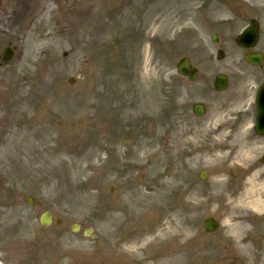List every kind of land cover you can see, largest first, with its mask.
I'll return each instance as SVG.
<instances>
[{"label": "rangeland", "instance_id": "1", "mask_svg": "<svg viewBox=\"0 0 264 264\" xmlns=\"http://www.w3.org/2000/svg\"><path fill=\"white\" fill-rule=\"evenodd\" d=\"M33 1L44 9L34 13ZM51 1L0 0V264H150L181 241L158 244L156 224L184 221L186 205L198 203L187 246L216 240L217 254L193 264H264V205L244 198L264 140L248 127L255 86L238 81L253 73L236 44L255 18L264 49V1ZM13 12L27 22L14 23ZM9 46L16 50L5 63ZM183 56L199 69L193 81L177 72ZM220 72L233 77L223 93L213 86ZM239 88L247 100L224 113L220 104ZM195 102L208 106L203 117L192 112ZM240 104L242 121L231 120ZM44 210L64 225H42ZM131 212H142L139 223ZM210 216L220 223L214 232L204 227ZM235 221L239 234L226 236ZM134 228L151 231L141 234L142 261L128 257Z\"/></svg>", "mask_w": 264, "mask_h": 264}, {"label": "bare ground", "instance_id": "2", "mask_svg": "<svg viewBox=\"0 0 264 264\" xmlns=\"http://www.w3.org/2000/svg\"><path fill=\"white\" fill-rule=\"evenodd\" d=\"M184 143L185 142H179V144H184ZM247 144L250 143L247 142L246 146ZM248 153L249 150H245L244 152H241L240 155H247ZM223 158L224 157L222 155H218L219 161L224 160ZM161 163H162L161 160H159L156 161L155 165L160 167ZM222 172L223 170L219 169L217 175H219ZM162 174H163L162 172H159L156 176V179L158 180V177H161ZM256 180H261L262 181L261 184L259 185L254 184ZM249 181H250V189L247 190L244 194L245 195L244 198H246L247 203L250 205H255V204L264 205V167L259 169V174L256 175L255 172V174L251 176ZM160 183L163 184L164 181L161 180ZM220 184H224V182L220 181ZM240 199L241 197L239 198V200ZM240 201L243 202L244 200L241 199ZM201 205H202L201 203L191 204L190 206L189 204L186 205L187 208L189 207L190 209L191 207L192 210L190 209L191 211L190 215L186 217L184 221H180L177 220L176 218L166 216L167 218L166 220H163L162 222L156 224L158 229L154 234L157 235L156 237L158 239L157 241L158 244H165L170 239H177V238L181 241L177 249L156 256L154 259L151 260L150 264H193L194 259L198 256L201 257L202 261L206 260L207 258L210 259L213 258L214 260H216L217 251L216 248L215 250L213 248L216 240L204 239L200 241L199 244L196 245V247L194 246L191 248L189 246L186 247V244L189 242V240L196 237L195 229L197 227V223L199 219L197 214V209ZM158 208L162 209L166 215V210H165L166 208H164V206L159 204ZM141 214L142 212L134 213V214L133 212H131L130 215V218L132 220L131 222L139 223V221L141 220ZM229 221L231 220L229 219ZM241 224H242L241 221H235L233 223H229L228 225L229 231L225 235L228 237H231L230 234L238 235ZM149 230L150 228L145 229L143 231L136 230V228L131 230V232H133V237L131 243L129 244L130 248L128 251L131 252L130 256L133 257L136 261L141 260V258L139 257L140 254L138 250L143 248L146 243L141 234L150 235L151 231ZM127 241L126 243H128Z\"/></svg>", "mask_w": 264, "mask_h": 264}, {"label": "water", "instance_id": "3", "mask_svg": "<svg viewBox=\"0 0 264 264\" xmlns=\"http://www.w3.org/2000/svg\"><path fill=\"white\" fill-rule=\"evenodd\" d=\"M257 40V24L255 21L252 22V25L245 30V32L240 35L238 37V42L242 45H254L255 42ZM9 49H7V54H6V57H5V60H8V58L10 57L9 55V52H8ZM223 56V53L220 51L219 52V57H222ZM247 60H249L250 62H259L261 60V56L260 55H257V56H247ZM178 70L179 72L183 73V74H190L191 78H193L196 74V70L194 69L193 71H191L190 69V61L189 59L185 58L183 59L181 62H179L178 64ZM72 80V78H71ZM215 86L217 89H222L226 86V78L225 76L223 75H218L217 76V79H216V82H215ZM264 88V86H263ZM263 94H264V91H263ZM258 110H259V113H260V117L264 120V104H260L258 102ZM203 111L202 109V106L201 105H196L195 106V112L197 114H201ZM260 121H262L260 119ZM258 131H260V129H262V125L258 124ZM202 177H204V175H202ZM51 216L47 213V214H44L41 221L43 223H48L50 222ZM206 225H207V228L209 230H212L216 227V224L211 220V219H208L206 221Z\"/></svg>", "mask_w": 264, "mask_h": 264}, {"label": "flooded vegetation", "instance_id": "4", "mask_svg": "<svg viewBox=\"0 0 264 264\" xmlns=\"http://www.w3.org/2000/svg\"><path fill=\"white\" fill-rule=\"evenodd\" d=\"M258 50H262L263 54H264V49L261 48H254V51H258ZM248 51V50H247ZM253 71V75H250V78L247 79L245 77L239 78L238 81L241 83H247V84H258V82H261L262 80H264V63L262 64V66H251ZM252 92V91H251ZM251 95V94H250ZM243 97L244 100L243 102H245V100H247V96L245 95V93L243 92V90H236V92L234 93V95H232L230 98H228L227 100H225L224 102H222L220 104L221 110H232L234 107L235 102L240 98ZM256 97V92H253L251 97H250V106L248 107V109L250 110V119L254 122L256 119V108H255V104H254V99ZM238 105V104H235ZM240 109L236 111V109L234 110V114L232 113H228L227 115L230 116L231 120L234 118H237V121H242L239 119V116L242 115V110L244 109L245 105L244 104H240L239 105ZM237 108V107H236ZM225 113V111H224ZM238 114H240L238 116Z\"/></svg>", "mask_w": 264, "mask_h": 264}]
</instances>
